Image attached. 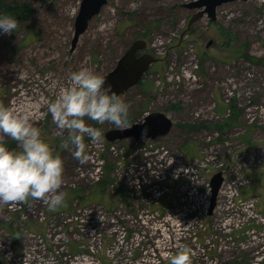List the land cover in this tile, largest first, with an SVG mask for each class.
I'll return each instance as SVG.
<instances>
[{
    "label": "rangeland",
    "instance_id": "rangeland-1",
    "mask_svg": "<svg viewBox=\"0 0 264 264\" xmlns=\"http://www.w3.org/2000/svg\"><path fill=\"white\" fill-rule=\"evenodd\" d=\"M19 1L33 13L0 33V103L32 107L63 160L66 196L54 211L31 197L0 203V264H170L184 244L193 264H264V0L224 3L216 21L205 14L190 27L199 0H107L74 50L83 0ZM137 41L157 62L120 95L127 122L88 120L103 140L85 134L87 159H77L47 102L73 71L109 74ZM152 113L172 121L166 135L105 138Z\"/></svg>",
    "mask_w": 264,
    "mask_h": 264
},
{
    "label": "clouds",
    "instance_id": "clouds-1",
    "mask_svg": "<svg viewBox=\"0 0 264 264\" xmlns=\"http://www.w3.org/2000/svg\"><path fill=\"white\" fill-rule=\"evenodd\" d=\"M18 19L0 12V33L11 34L19 25ZM60 129L68 130V139L62 147L75 146L73 155L87 159L84 136L102 142L100 128L88 120L103 124L105 121L121 125L127 122L130 105L105 86V77L88 67L73 71L70 83L62 85L54 99L47 102ZM34 114L28 104L9 106L0 103V203L15 205L29 197L44 199L51 210L62 206L66 193L58 191L63 183L64 163L41 136L33 123ZM87 118V119H86ZM10 137L20 148L11 149L4 142ZM194 252L187 244L169 254L170 264H193Z\"/></svg>",
    "mask_w": 264,
    "mask_h": 264
},
{
    "label": "water",
    "instance_id": "water-1",
    "mask_svg": "<svg viewBox=\"0 0 264 264\" xmlns=\"http://www.w3.org/2000/svg\"><path fill=\"white\" fill-rule=\"evenodd\" d=\"M235 0H199L194 2L193 7L202 10L198 16L194 17L190 24L192 25L200 17L208 14L212 21H216L217 8L224 3ZM107 4V0H83L75 22L74 39L72 50L77 47L80 37L87 31L90 22L100 14L103 7ZM147 48V42L137 41L119 60L116 68H114L105 77V86L111 85V89L117 95H122L129 91L143 80L150 67L157 62V58L145 54L138 56L144 49ZM173 123L169 117L163 113L149 114L141 124H134L124 130H112L105 135L109 142H114L118 139L133 137L136 139L147 138L157 139L160 136L166 135L171 129ZM225 178L222 173H217L211 179L212 187V206L211 214L213 213L218 196L221 192Z\"/></svg>",
    "mask_w": 264,
    "mask_h": 264
},
{
    "label": "trees",
    "instance_id": "trees-1",
    "mask_svg": "<svg viewBox=\"0 0 264 264\" xmlns=\"http://www.w3.org/2000/svg\"><path fill=\"white\" fill-rule=\"evenodd\" d=\"M0 12L15 16L19 22L28 21L33 13L30 2L19 0H0Z\"/></svg>",
    "mask_w": 264,
    "mask_h": 264
}]
</instances>
